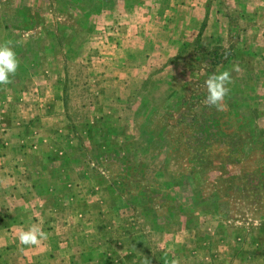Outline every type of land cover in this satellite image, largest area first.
Instances as JSON below:
<instances>
[{
  "label": "rangeland",
  "instance_id": "1",
  "mask_svg": "<svg viewBox=\"0 0 264 264\" xmlns=\"http://www.w3.org/2000/svg\"><path fill=\"white\" fill-rule=\"evenodd\" d=\"M5 40L0 264H264V0H0Z\"/></svg>",
  "mask_w": 264,
  "mask_h": 264
},
{
  "label": "clouds",
  "instance_id": "2",
  "mask_svg": "<svg viewBox=\"0 0 264 264\" xmlns=\"http://www.w3.org/2000/svg\"><path fill=\"white\" fill-rule=\"evenodd\" d=\"M20 61L14 51V42L5 40L0 42V85L7 86L12 83L19 68ZM241 68L238 64L232 66L231 71L223 70L214 72L205 80L206 99L205 103L210 107H215L217 111H224L227 107L225 98L230 93V87L233 83L232 72L239 73ZM17 240L24 247H40L48 240V234L42 230L39 224L32 223L27 228L21 227L17 233ZM142 264H151V260L144 256ZM166 264H179L175 258L166 261Z\"/></svg>",
  "mask_w": 264,
  "mask_h": 264
},
{
  "label": "trees",
  "instance_id": "3",
  "mask_svg": "<svg viewBox=\"0 0 264 264\" xmlns=\"http://www.w3.org/2000/svg\"><path fill=\"white\" fill-rule=\"evenodd\" d=\"M216 58L218 59L219 57H218V56H215V57L213 56V58H212V59H213V60H216Z\"/></svg>",
  "mask_w": 264,
  "mask_h": 264
}]
</instances>
